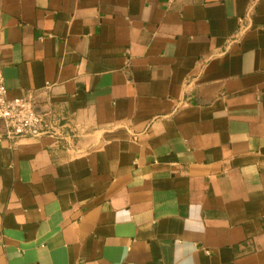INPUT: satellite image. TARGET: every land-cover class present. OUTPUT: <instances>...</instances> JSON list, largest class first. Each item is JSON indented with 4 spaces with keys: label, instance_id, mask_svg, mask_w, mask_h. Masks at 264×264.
Returning a JSON list of instances; mask_svg holds the SVG:
<instances>
[{
    "label": "crops",
    "instance_id": "obj_1",
    "mask_svg": "<svg viewBox=\"0 0 264 264\" xmlns=\"http://www.w3.org/2000/svg\"><path fill=\"white\" fill-rule=\"evenodd\" d=\"M0 264H264V0H0Z\"/></svg>",
    "mask_w": 264,
    "mask_h": 264
},
{
    "label": "built area",
    "instance_id": "obj_2",
    "mask_svg": "<svg viewBox=\"0 0 264 264\" xmlns=\"http://www.w3.org/2000/svg\"><path fill=\"white\" fill-rule=\"evenodd\" d=\"M36 95V94H35ZM29 94L26 98L11 100L0 73V121L11 140L35 139L41 136L57 138L56 125L39 113L37 97Z\"/></svg>",
    "mask_w": 264,
    "mask_h": 264
}]
</instances>
